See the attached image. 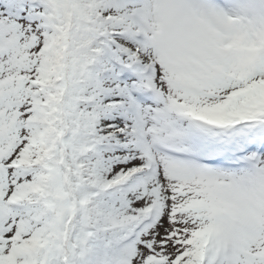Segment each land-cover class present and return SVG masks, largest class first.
Returning a JSON list of instances; mask_svg holds the SVG:
<instances>
[{
  "label": "snow or ice",
  "instance_id": "snow-or-ice-1",
  "mask_svg": "<svg viewBox=\"0 0 264 264\" xmlns=\"http://www.w3.org/2000/svg\"><path fill=\"white\" fill-rule=\"evenodd\" d=\"M0 264H264V0H0Z\"/></svg>",
  "mask_w": 264,
  "mask_h": 264
}]
</instances>
